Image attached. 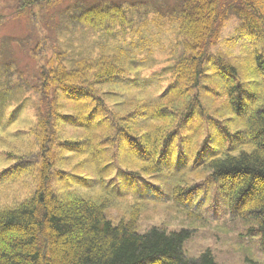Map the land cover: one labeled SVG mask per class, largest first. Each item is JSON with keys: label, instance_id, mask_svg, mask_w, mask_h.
Returning a JSON list of instances; mask_svg holds the SVG:
<instances>
[{"label": "trees", "instance_id": "1", "mask_svg": "<svg viewBox=\"0 0 264 264\" xmlns=\"http://www.w3.org/2000/svg\"><path fill=\"white\" fill-rule=\"evenodd\" d=\"M63 2L14 0L0 19ZM138 4L75 5L68 16L89 31L78 55L29 54L33 121L0 151V192L25 180L20 200L0 199V264H218L184 244L219 204L264 246V0ZM230 14L252 41L242 61L213 51ZM104 86L141 100L120 115ZM18 106L0 110L7 137ZM149 205L189 224L140 231Z\"/></svg>", "mask_w": 264, "mask_h": 264}, {"label": "rangeland", "instance_id": "2", "mask_svg": "<svg viewBox=\"0 0 264 264\" xmlns=\"http://www.w3.org/2000/svg\"><path fill=\"white\" fill-rule=\"evenodd\" d=\"M13 1L0 0V14L8 9ZM100 2L144 3L142 6L148 5L155 8L167 7L173 0H65V3L63 2L58 7L40 8L35 16L0 19V110L5 105L8 107L19 103L22 105V108L17 107V116L13 117L10 127L5 129V133L9 132L8 137L7 134L0 131L4 137L3 142L0 143V151L5 152L10 147L9 142H15L11 137L13 134L10 132L25 130L33 121L29 115H31L30 108L35 105L32 91L38 87V64L29 57V54H32V58L40 51H49L50 53L55 51L65 58L78 55L75 53V49L86 46L89 31L77 27L68 14L75 8V5L82 3L95 5ZM239 26V19L230 14L220 31L218 43L216 47H213V51L226 52L230 59L241 58V61L244 60L246 50L243 48L249 49L252 41L249 38L244 40V37L237 32ZM227 43L229 49L224 48ZM38 44L41 45L40 48L36 47ZM115 88L120 89L121 87ZM103 90L108 103L116 104L111 108L120 115L131 113L129 105L141 100L132 94H114L113 87L104 86ZM3 167L4 163L0 158V169ZM21 182H25V180L18 179L17 182L7 185L0 192V199L9 197V199L20 200L23 185ZM201 194L202 191H200ZM124 205L123 203L118 207H112L110 219L118 221L117 219L124 215ZM222 211L224 208L219 204L214 216L208 218L207 221H202L203 224L200 222L190 223L191 226H194V231L192 237L184 244L186 255L189 258H196L201 252L208 249L218 264H264V253L261 252L264 247H262V242L241 237L245 234L241 222L230 220V218L226 221L227 216ZM144 212L138 224L140 231L152 225L161 226L166 230H175L189 224L183 216H179L172 209L168 210L164 206L149 205ZM209 212L210 209L206 215H209Z\"/></svg>", "mask_w": 264, "mask_h": 264}, {"label": "bare ground", "instance_id": "3", "mask_svg": "<svg viewBox=\"0 0 264 264\" xmlns=\"http://www.w3.org/2000/svg\"><path fill=\"white\" fill-rule=\"evenodd\" d=\"M189 167V166H188ZM188 169V171H189V168H187L186 167V170ZM199 169V168H198ZM209 217V216H208ZM241 224V226H242V228L244 227V225L242 224V223H240Z\"/></svg>", "mask_w": 264, "mask_h": 264}]
</instances>
